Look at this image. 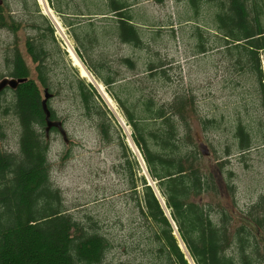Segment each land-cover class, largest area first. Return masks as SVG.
<instances>
[{"label":"trees","instance_id":"16d2710c","mask_svg":"<svg viewBox=\"0 0 264 264\" xmlns=\"http://www.w3.org/2000/svg\"><path fill=\"white\" fill-rule=\"evenodd\" d=\"M199 1L214 3L212 30L216 32L214 39H208L198 27L199 53L207 54L211 42V50H218L226 57L231 75L247 78L246 85L252 86L257 96L260 120L264 119L261 59L264 55V0H187L188 9H193ZM196 12L195 15L200 14L199 9ZM34 14L32 27L38 30L37 37H28L25 47L37 78H32L31 69L16 50L8 59V76L24 81L15 90L8 88L0 93V99L7 95V102L9 98L7 112L13 113L20 127L17 153L0 146V264H104L117 248L115 239L103 232L101 224L93 217L79 220L69 213L60 189L52 182L50 140L45 134L41 87L51 93L47 60L52 53L47 46L48 38L54 49L57 46L49 20L39 9ZM121 24L131 27L128 23ZM20 28L21 23L3 3L0 29L15 33ZM131 29L133 32L130 37L124 36L125 41L141 47L142 40L136 29ZM73 72L69 85L85 116L94 122L104 143L117 140L121 143L138 211L150 224L152 238L141 240L146 260L140 264H264V197L246 212L241 224H237L239 214L235 209L202 202L208 195H219V184L214 173L205 171L193 137L189 108L193 105L192 96L182 93L167 105L158 104L152 96H143L135 107V104H127V99L116 98L107 91L124 112L132 141L142 155L147 176L155 183L156 191L145 176L138 180L135 164L129 158L130 151L124 141L116 137L114 120L98 90L82 79L77 69ZM167 72L164 64L148 66L149 78L162 75L168 79ZM233 79L228 78V83L229 80L235 82ZM47 104L51 120L59 121L49 102ZM139 109L142 112H135ZM199 122L205 132L220 128V118L214 116L201 117ZM52 131L57 129L52 128ZM260 132L264 154V126ZM232 137L234 145L227 146L224 158L233 156V149L239 155L252 150V134L241 119L234 121ZM228 188L234 191L231 185ZM159 197L164 200L168 213ZM119 246L129 255L140 244L121 243Z\"/></svg>","mask_w":264,"mask_h":264},{"label":"rangeland","instance_id":"374dc122","mask_svg":"<svg viewBox=\"0 0 264 264\" xmlns=\"http://www.w3.org/2000/svg\"><path fill=\"white\" fill-rule=\"evenodd\" d=\"M35 1L37 3L38 0ZM0 2L9 7L16 21L21 23V28L15 33L0 29V81L9 77L8 59L16 50L21 52L31 69L32 78L36 79L34 64L26 52L25 43L28 37H37L38 30L32 27V20L39 6L36 8L33 0ZM213 5V2L199 1L193 9H188L187 0H166L154 11L153 16L164 30L162 37L150 32V56L158 55L161 58L159 62L163 60L167 63L169 78L162 75L149 78L145 72L147 67L139 66L132 75L127 74V78L134 80V77H139L140 86L136 83V91L132 92L129 85L131 92L125 91L126 95L121 96V99H127V104H135L137 107L143 96H152L162 105L172 103L177 95L185 92L192 96L193 105L189 108L193 137L196 145L202 142L208 146L210 155L202 156V165L206 172L215 174L219 184V195H208L202 202L235 209L240 215H237V224H241L246 212L264 197V154L260 132L264 119L260 120L262 114L256 106L257 96L252 86L250 88L249 84L246 85L247 78L231 75L226 57L218 50L212 51L211 42L207 54L199 53L198 27L205 33V38L216 37V32L212 30V18L215 16ZM198 9L200 14L195 15ZM47 17L53 22L49 15ZM53 25H56L55 22ZM52 29L57 48L52 47L48 38L47 46L52 53L47 60L52 94L48 102L63 123L68 137L65 143L58 131L48 135L52 182L60 189L69 213L79 220L93 217L99 221L103 232L115 239L117 248L104 264H130L133 260L135 264H140L146 260L141 240L145 242L152 238L150 224L143 220L138 211L137 196L124 164L121 143L118 140L111 144L102 141L94 122L85 116L77 95L69 85L73 69H77L80 77L101 93L105 107L114 120L116 137L124 141L130 151L129 158L135 164L138 180L147 176L141 153L132 141V131L122 108L110 97L112 102L108 101L92 76H81L80 67L74 65L59 44L61 38L65 37L59 34V29ZM230 77L235 78V82L229 80L228 83ZM41 90L44 96L42 87ZM6 97L4 95L0 99V146L5 151L17 153L20 127L13 113L7 112L9 98L6 102ZM213 116L220 118V128L205 132L199 119ZM236 119H241L249 126L253 148L245 155H239L233 149L234 155L224 158L227 146L234 145L232 128ZM229 172L233 175L229 176ZM150 184L156 190L152 181ZM137 185V191L140 192L139 182ZM229 185L234 187L233 192L229 190ZM121 243L140 244V247L126 255L119 246Z\"/></svg>","mask_w":264,"mask_h":264},{"label":"crops","instance_id":"0c3cea01","mask_svg":"<svg viewBox=\"0 0 264 264\" xmlns=\"http://www.w3.org/2000/svg\"><path fill=\"white\" fill-rule=\"evenodd\" d=\"M165 1L44 0L45 4L41 6L45 14H51L69 35L81 56L80 61L89 67L104 92L109 96V91L116 98H121L126 95L125 91L131 92L129 85L133 92L136 91L134 85L139 83V77L131 80L127 74L132 75L139 66L148 69L150 64H167L163 60L159 62L161 58L158 55L150 56L149 50L150 32L159 37L163 34L164 27L158 25L153 13ZM121 23H128L131 27H122ZM133 27L142 40L141 47H135L124 39L125 35L130 37ZM261 59L264 67V55ZM109 97L112 99V96Z\"/></svg>","mask_w":264,"mask_h":264},{"label":"water","instance_id":"95a60500","mask_svg":"<svg viewBox=\"0 0 264 264\" xmlns=\"http://www.w3.org/2000/svg\"><path fill=\"white\" fill-rule=\"evenodd\" d=\"M1 5V2H0ZM24 80L21 79H13V78H4L0 81V93L6 90L7 88L15 90L20 83H22ZM45 98L42 102V107L44 110V113L46 115V127H45V134L48 137L50 131L52 128H56L60 135L62 136V139L65 143L68 142L67 133L64 129V126L61 121H52L51 120V112L48 108L47 102L51 98V95L49 94L48 90L44 91ZM199 151L202 154V156H209L210 151L208 149V146H206L204 143H199Z\"/></svg>","mask_w":264,"mask_h":264},{"label":"bare ground","instance_id":"6f19581e","mask_svg":"<svg viewBox=\"0 0 264 264\" xmlns=\"http://www.w3.org/2000/svg\"><path fill=\"white\" fill-rule=\"evenodd\" d=\"M39 2L42 4V5H44L45 4V2H44V0H39ZM48 12L50 11V10H47ZM69 57H70V59L73 61V63H74V65H76V67L78 66V67H80V69H81V73H82V77L83 78H89V74L87 73V71L85 70V68L83 67V65L81 64V62H80V60L78 59V57L76 56V54L74 53V51H73V49L70 47V49H69ZM98 87H99V89H100V91L102 90V93H103V95L108 99V101L109 102H112V100L110 99V98H108L109 96L104 92V90H103V88H102V86H100V85H98ZM106 95H105V94Z\"/></svg>","mask_w":264,"mask_h":264},{"label":"built area","instance_id":"2783aa9c","mask_svg":"<svg viewBox=\"0 0 264 264\" xmlns=\"http://www.w3.org/2000/svg\"><path fill=\"white\" fill-rule=\"evenodd\" d=\"M64 44L67 46V43L66 42Z\"/></svg>","mask_w":264,"mask_h":264}]
</instances>
